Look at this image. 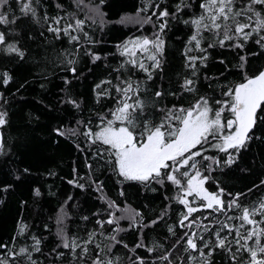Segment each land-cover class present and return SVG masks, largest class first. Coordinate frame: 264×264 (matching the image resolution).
<instances>
[{
    "label": "trees",
    "instance_id": "obj_1",
    "mask_svg": "<svg viewBox=\"0 0 264 264\" xmlns=\"http://www.w3.org/2000/svg\"><path fill=\"white\" fill-rule=\"evenodd\" d=\"M26 3L29 0H8L0 7V14H6L8 21L0 23V33L5 37L0 43V113H6V123L0 126V244L5 245L0 248V260L6 264H93L99 254L100 259L111 260L112 264H140L141 260L143 264H200L201 260L210 264H249L248 252L237 251L235 232L227 242L231 253L227 248H215L208 255L212 244L203 249L205 257L195 251L186 252L187 238L180 239L185 232L196 231L214 243L216 228L207 232L197 225L191 229L180 227L186 209L176 200L180 192L175 185L167 181L163 185L125 181L117 174L114 157L106 146L91 143L84 132L88 128L98 131L101 117L111 119V110L120 96L113 85L123 86L122 81L140 85L145 108L143 116L137 114V132L142 130L145 117L159 123L174 107L187 109L201 98L212 102L228 99L223 95L228 89L243 82L245 75L254 76L263 68L264 46L255 42L259 37L254 34L243 49L232 47L233 41H227L224 47H208L216 38L204 31L201 46L207 52L193 51L187 56L206 55L207 59L197 60L193 69L185 53L192 47L188 41L195 27L185 21L202 14V0H183V4L181 0H30L34 15L21 10ZM156 3L160 9L175 13L164 18L167 26L163 32L159 30L163 21L157 19ZM178 4L182 7L179 12ZM154 10L157 15L152 14ZM257 10L264 13L259 6ZM148 16L151 22L144 23ZM57 18L59 25L54 23ZM75 20L84 21L83 30L72 31L78 41H71L63 31L57 35L49 30L74 25ZM157 34L164 41L159 68H153L146 55L137 53L151 71L152 78L148 79V73L127 64L131 57L121 52L126 44L131 47L130 41L155 39ZM10 45L23 56L9 52ZM95 55L100 59L94 60ZM242 56L246 62L241 61ZM72 68L75 72L70 71ZM187 79L194 81L192 91L183 87ZM103 81L111 84L97 88ZM104 89L109 95L98 97ZM156 92L161 95L155 96ZM259 115L264 116V109ZM56 129L65 134L59 135ZM249 136L238 153L211 148L218 140L210 138L211 142L204 145V155L218 158L220 163L202 160L198 167L208 177L204 187L209 192L223 189L226 204L239 195L238 202L251 209L264 201V119L257 121ZM229 153L233 154L232 164L225 163ZM209 164L211 168L206 169ZM110 202L117 207L110 208ZM131 210L140 213L135 226L129 219L119 220L118 225L104 223L103 227L98 223L109 219L110 213L121 217ZM238 215L240 210L236 208L226 214L204 209L194 218L209 227L217 220L239 226L238 219L227 220L228 216ZM116 227L121 229L118 234L113 231ZM251 227L246 225L240 231ZM257 227L264 228V224ZM226 234L221 232V236ZM112 235L123 243L113 246L108 238ZM90 236H94V244L87 245L88 252L84 253L83 242ZM64 238L70 245L75 240L80 246L75 250L64 248ZM35 240L40 241L38 246ZM138 243L144 246L136 247ZM248 244L254 246L252 241ZM21 247L28 248V254H18ZM165 256L167 259H163Z\"/></svg>",
    "mask_w": 264,
    "mask_h": 264
},
{
    "label": "snow or ice",
    "instance_id": "obj_2",
    "mask_svg": "<svg viewBox=\"0 0 264 264\" xmlns=\"http://www.w3.org/2000/svg\"><path fill=\"white\" fill-rule=\"evenodd\" d=\"M102 2L103 0H101ZM7 3L8 0H0V7ZM181 4H183V0H181ZM181 4L177 5V12L182 10ZM183 6L188 7L186 4ZM257 6L264 9V0H239V6L238 0H202L199 5L203 9L202 14L191 21H185V23H191L195 27V32L188 41L192 47L187 49L186 56L188 52L193 51L207 52V49L201 46L204 31L211 32L216 38V42L210 43L208 47H214L216 44L224 47L227 41H233L232 47L243 49L244 43L252 39L254 34L259 37L255 42L264 46V43H262L264 42V35H261V32H264V13L257 10ZM155 9L159 10L158 15L155 10L152 14L157 15V19L163 21L159 24V30L163 32L167 26V21L164 18L169 15L174 16L175 13L170 14L167 9H160L158 3L155 4ZM21 10L25 13L32 11L33 15L35 14L34 10L30 8V0L29 3L22 6ZM144 10L146 9H142V11ZM7 22L6 14H0V23ZM149 22H151V16L144 19V23ZM54 23L59 25L60 18L55 19ZM83 24L84 21L75 20L74 25L69 24L64 28L56 27L49 30L57 33V35L63 31L71 41H78L79 37L72 35V31L76 29L83 30ZM4 39V34L0 33V43H3ZM129 43L131 47L126 44L121 55L131 57L126 63L133 68L148 73V79H151L150 69L145 66L143 60L137 58V53L146 55L147 59L153 62V68H159L161 61L158 56L163 54V39L157 34L155 39L143 37ZM8 51L23 56V53L14 46L10 45ZM99 59L100 56H94V60ZM206 59V55L187 56L188 66L195 69L197 60L203 62ZM241 61L246 62V57L242 56ZM68 63L71 64L72 61H68ZM70 71L75 72V69L72 68ZM7 82L8 80L4 81L5 84ZM193 83V80L187 79L183 87L187 91H192ZM104 84H111V81H103L96 87L102 88ZM122 84L123 86L113 85L120 96L117 99V106L111 110V119L101 117V123L98 125L99 130L93 132L91 128H88L84 135L89 138L91 143L99 142L106 146L108 154L114 157L117 174L125 181L156 182L161 185L167 181L175 185L180 192L176 200L186 209L181 214L180 227L191 229L193 225H197V227H203L204 231L207 232H212L213 228H216L213 233L216 237L214 243L206 241L205 237L196 231L191 232V234L185 232L180 239L187 238L186 248L184 249L186 252L189 250L195 251L199 253V257H205L203 249L209 248L212 244L208 253V255H211V251H214L215 248H227L229 237L235 232L234 239L235 244L238 246L237 251L244 250L248 252L249 264H264V244L261 243V239L264 238V228L257 227L264 224V201L250 209L243 207L238 202L239 195H237L236 198L226 204L222 198L223 189H220L217 193H212L204 187L208 177L198 167L202 160L212 161L217 165L220 163L218 158L204 155V151H206L204 145L211 142L210 138L211 140L220 141V143L212 145L220 152L228 153L229 149H234L238 153L239 149L251 138L249 133L254 129L257 121L264 119V116L259 115L261 110L264 109V70L254 76L245 75L243 82L236 84L223 94L228 98L226 100H216L209 103L207 98H201L200 101L187 109L174 107L164 113L159 123H152L150 118L145 117L143 128L139 132L136 131L138 127L137 114L143 116L145 108L144 102L140 98V85L139 83L134 84L130 80L122 81ZM107 95H109L107 89L97 93L98 97ZM160 95V92L155 93L157 97ZM69 102L79 107L75 101L70 100ZM214 105H219V107H214ZM225 113H228V115H225ZM5 116L6 113H0V126L6 123ZM56 131L59 135L65 134L60 129H56ZM0 149H2V144H0ZM225 163H234L232 153H229ZM205 168H211V164L206 165ZM37 195H39L38 191ZM189 197H192V199L190 200ZM197 201H200V203L193 206L196 205ZM109 207L117 206L114 202H110ZM233 208L239 209L240 215L236 217L228 216L227 220L238 219L241 221L239 226L217 220L216 224L209 227V225L203 224V221L198 223L197 219L194 218L195 213L204 209L226 214ZM124 211L129 212L128 209ZM109 215L110 218L106 221H98L101 227L104 223L118 225L120 219H129L132 221V226H135L136 217L140 213L131 210L127 216L116 217L115 213ZM256 216H260L262 219L257 220L255 219ZM203 219L207 220L208 217H203ZM185 221L190 222L185 224ZM152 223H156V221ZM246 225L252 227L247 229L246 232H241L240 229L245 228ZM120 230L119 227L113 229L117 234ZM21 231H23V228ZM169 231L172 232L173 229L169 228ZM221 232L227 234L221 236ZM108 238L114 242L113 246L123 243L121 240L116 239V235ZM248 241H252L254 246H249ZM39 243V240H35L36 246ZM83 244L82 252L87 253V245L94 244V236H90ZM79 246L75 240L70 245L67 238L63 239L64 248L71 247L75 250ZM143 246V243L136 245V247ZM3 247L5 245L0 244V248ZM95 247L99 249L100 245L96 244ZM124 247H127V245L125 244ZM36 250L38 251L39 248L36 247ZM227 250L231 253L230 248H227ZM148 251L151 252L153 249L149 248ZM18 254H28V248L21 247ZM10 255L14 254L10 253ZM234 257L235 254H233ZM163 259H167V257L165 256ZM192 259L197 260L199 258L192 257ZM0 264H6V262L0 260ZM93 264H112V261H104L97 254ZM140 264H143L142 260ZM200 264H210V262L201 260Z\"/></svg>",
    "mask_w": 264,
    "mask_h": 264
},
{
    "label": "water",
    "instance_id": "obj_3",
    "mask_svg": "<svg viewBox=\"0 0 264 264\" xmlns=\"http://www.w3.org/2000/svg\"><path fill=\"white\" fill-rule=\"evenodd\" d=\"M262 70H264V66H263V68L261 69V71ZM3 143V134H2V130H1V128H0V144H2ZM1 150V149H0Z\"/></svg>",
    "mask_w": 264,
    "mask_h": 264
},
{
    "label": "rangeland",
    "instance_id": "obj_4",
    "mask_svg": "<svg viewBox=\"0 0 264 264\" xmlns=\"http://www.w3.org/2000/svg\"><path fill=\"white\" fill-rule=\"evenodd\" d=\"M209 103H212V101H209ZM217 143H220V141H215V142L212 143V145L213 144H217ZM212 145H211V148H213Z\"/></svg>",
    "mask_w": 264,
    "mask_h": 264
},
{
    "label": "bare ground",
    "instance_id": "obj_5",
    "mask_svg": "<svg viewBox=\"0 0 264 264\" xmlns=\"http://www.w3.org/2000/svg\"><path fill=\"white\" fill-rule=\"evenodd\" d=\"M129 209V208H128ZM123 215V214H122ZM121 220V219H120ZM123 220V219H122ZM122 220H121V222H122ZM137 221V220H136Z\"/></svg>",
    "mask_w": 264,
    "mask_h": 264
}]
</instances>
